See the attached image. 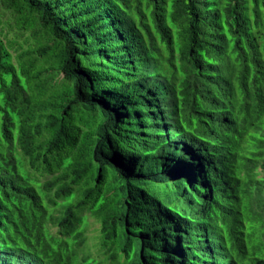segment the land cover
I'll return each instance as SVG.
<instances>
[{
	"label": "trees",
	"instance_id": "1",
	"mask_svg": "<svg viewBox=\"0 0 264 264\" xmlns=\"http://www.w3.org/2000/svg\"><path fill=\"white\" fill-rule=\"evenodd\" d=\"M90 219L100 264H264V0H0V264Z\"/></svg>",
	"mask_w": 264,
	"mask_h": 264
},
{
	"label": "rangeland",
	"instance_id": "2",
	"mask_svg": "<svg viewBox=\"0 0 264 264\" xmlns=\"http://www.w3.org/2000/svg\"><path fill=\"white\" fill-rule=\"evenodd\" d=\"M76 198H71L69 200V202H75ZM46 206L48 207V205L46 204ZM50 214L52 215L53 210L50 209ZM87 223H85L82 226V233H85L84 231H86L88 229V233L86 234L89 240V244L86 246V248H84L81 252H80V257L78 255V257L76 258L75 263L77 264H81V259L83 258V256L86 257V261L85 262H89L90 264H100L99 261H97V256H100L101 253V233H100V228L101 226L94 220V219H90V223L89 226L87 227ZM72 245L75 243L74 240H72L70 242ZM103 261V260H101ZM105 264H108L107 262Z\"/></svg>",
	"mask_w": 264,
	"mask_h": 264
}]
</instances>
